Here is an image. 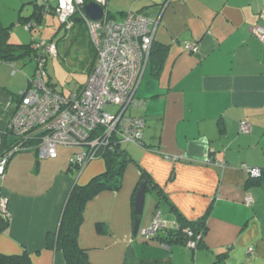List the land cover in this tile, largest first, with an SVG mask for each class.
<instances>
[{"label":"crops","instance_id":"1","mask_svg":"<svg viewBox=\"0 0 264 264\" xmlns=\"http://www.w3.org/2000/svg\"><path fill=\"white\" fill-rule=\"evenodd\" d=\"M55 7L53 0L47 9L38 0H0V24L10 28L12 44H30L35 40L26 41L22 29L28 22L29 30L39 28L49 13L55 17ZM42 9L40 23L34 16ZM106 10L117 22L132 12L159 25L136 93L137 116L146 122L144 145L127 151L134 162L122 188L85 205L78 246L91 264H264V177L247 187V169L264 170V42L254 33L264 26V0H109ZM187 44L198 50L188 51ZM29 62L0 61V132L7 130L35 74L13 84L11 69L22 70ZM5 137L10 145L13 138ZM77 153L76 147L60 145L54 159H41L35 151L11 158L0 178V197L11 214L0 234V254L27 253L32 264H67L60 248L48 246L47 236L57 232L73 186L87 184L107 167L102 158L78 166ZM141 171L157 188L146 192L135 236ZM157 213L168 228L181 218L205 217L208 229L200 247L165 245V230L147 239L143 230Z\"/></svg>","mask_w":264,"mask_h":264},{"label":"built area","instance_id":"2","mask_svg":"<svg viewBox=\"0 0 264 264\" xmlns=\"http://www.w3.org/2000/svg\"><path fill=\"white\" fill-rule=\"evenodd\" d=\"M108 1L57 0L55 13L64 28L70 29L76 18L85 22L96 50L95 61L83 88L66 96L45 81L48 57L59 55L56 43L32 45L39 55L35 60L37 69L30 87L20 95L7 130L0 132V178H4L11 158L19 152L35 151L41 159H54L60 145L73 146L82 150L76 154V164L84 166L103 158L104 152L114 149L115 143L143 145L145 121L127 116V110L138 103L136 93L141 72L149 61L159 20L129 12L122 22H117L106 10ZM92 2L105 11L99 20H92L85 12V7ZM261 16L264 19V13ZM32 26L33 23L28 22L26 29ZM254 33L264 42V26L257 25ZM186 49L196 52L198 45L187 44ZM108 105L116 106V113L107 112ZM242 129L249 130L245 123ZM5 136L13 138L10 145H4ZM247 171L251 178L260 177L262 173L260 168ZM246 200L248 204L253 202L252 197ZM7 204V199L0 197V218L5 220L11 216ZM164 226L157 213L143 235L151 239ZM197 242L191 239L187 246L195 249Z\"/></svg>","mask_w":264,"mask_h":264},{"label":"trees","instance_id":"3","mask_svg":"<svg viewBox=\"0 0 264 264\" xmlns=\"http://www.w3.org/2000/svg\"><path fill=\"white\" fill-rule=\"evenodd\" d=\"M46 5L47 4H44V8H46ZM43 10L45 11V9H42L39 15L34 16V20H37L41 23ZM110 18L112 19L111 16ZM75 28H79L84 32V34L86 33V35L88 36L89 47L93 54V60L90 67L92 68L96 57V50L94 45L90 41L89 32L85 22L80 18H76L74 25L70 29L64 28L65 35L73 31ZM62 39L63 38H60L58 41H56L57 46L59 41ZM34 43L35 41L31 42L30 44H12L10 42V28H4L0 24L1 62L13 64L14 62L20 60L35 61L36 58L39 57V55L36 50L32 48V45ZM152 56L153 46L149 61L152 60ZM56 59H60V56L58 55ZM31 78L29 79V82H31ZM47 84L52 86V83L50 82H48ZM5 138L7 137H4V145L7 146L8 143L6 142ZM124 144L115 143L114 149H112L111 151L107 149L104 152L102 159H104L107 164L105 172L95 176L85 185L73 186L69 193L68 201L65 205L61 223L57 232L54 234L49 233L47 236L48 246L60 248L63 251L67 264H91L86 251L81 249L77 244L79 229L83 221L84 208L88 202L95 199V197H97L99 194L106 191H119L122 188L125 170L131 163L134 162V160L129 156L128 152L122 149V146ZM261 170L262 173L260 177H249L247 185L248 188L258 185L262 182V179L264 177V170ZM143 183L147 184V190L150 186H154V188H157V184L154 183L153 180L145 172L141 171L140 186ZM134 217L135 219L137 218L136 215H134ZM8 225L9 220H5L3 218L0 219V234L7 229ZM207 229L208 228L206 225L205 217L196 221H189L187 219L181 218L177 220L176 224L172 228L164 226L153 237V239L158 238L159 233L165 230L169 233L168 236H166V238H164L163 240V243L165 245L170 246L171 244L178 243L187 246L188 242L191 239H196L198 241L197 246L192 250H197L202 244V240L207 233ZM0 264H32V261L27 253H23L20 255L0 254Z\"/></svg>","mask_w":264,"mask_h":264},{"label":"rangeland","instance_id":"4","mask_svg":"<svg viewBox=\"0 0 264 264\" xmlns=\"http://www.w3.org/2000/svg\"><path fill=\"white\" fill-rule=\"evenodd\" d=\"M9 1L10 3L19 4L22 0ZM53 2L55 5H57V0H53ZM24 7L26 9H31L32 5H26ZM115 8L116 6L114 5V9ZM54 12H56V10H54ZM47 15L48 14H46V16ZM62 27L58 14L55 13L54 17L52 13H49L46 22H44V24L39 28L33 29L31 31L24 27L26 31L24 29L22 30L27 36H29V40L27 39L26 41L29 42L35 40L41 45L44 43H56V41H58L61 37L59 35H64L65 40L59 41L60 59H56L53 57H48L47 59V74L45 76V81L47 83H52L51 87L55 89L56 92L69 96L71 93L76 92L81 84L84 85L87 83L89 75L86 73V70L91 67L93 54L89 47L88 37L86 33L84 34V32L81 31L79 28H75L73 31L65 35V29ZM36 67V61L29 62L26 66L23 67L22 70H20V68L18 70V68L12 67L11 71L12 74H14L13 77H11L12 74L10 72L9 79L13 82V84L21 83L22 80H26V77L28 78V74H30L31 77L35 73ZM6 72L8 73L7 70ZM140 108H136V105L134 103L127 110V116L130 117L131 115H133L132 117H138L137 114ZM105 110L111 114H114L117 111V107L108 105ZM10 141L12 140L10 139ZM132 146L135 145L127 143L122 146V149L131 152V150L133 149ZM70 147L75 148L73 146ZM77 149L78 152L82 151L80 148ZM74 157L76 158L75 155Z\"/></svg>","mask_w":264,"mask_h":264},{"label":"water","instance_id":"5","mask_svg":"<svg viewBox=\"0 0 264 264\" xmlns=\"http://www.w3.org/2000/svg\"><path fill=\"white\" fill-rule=\"evenodd\" d=\"M85 12L92 20H99L105 14L103 7H101L99 4L94 2L88 4L85 7ZM146 192H147V184L143 183L139 187L134 201V206H135L134 213L137 216L134 223L135 236L139 233L140 230L141 218L144 213V207L146 202Z\"/></svg>","mask_w":264,"mask_h":264},{"label":"clouds","instance_id":"6","mask_svg":"<svg viewBox=\"0 0 264 264\" xmlns=\"http://www.w3.org/2000/svg\"><path fill=\"white\" fill-rule=\"evenodd\" d=\"M55 10V9H54ZM79 19V18H78ZM58 47V46H57ZM142 119H144V118H142ZM144 121H145V119H144ZM145 127H146V122H145ZM145 129V128H144ZM144 139V138H143ZM136 145V144H135ZM144 145V144H143ZM1 219V218H0ZM149 228V227H148ZM147 229V228H146Z\"/></svg>","mask_w":264,"mask_h":264}]
</instances>
